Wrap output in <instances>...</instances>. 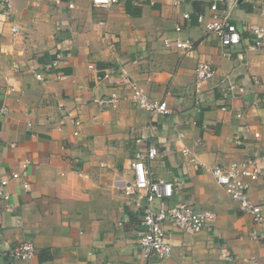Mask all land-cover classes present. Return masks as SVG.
<instances>
[{
    "label": "crops",
    "instance_id": "obj_1",
    "mask_svg": "<svg viewBox=\"0 0 264 264\" xmlns=\"http://www.w3.org/2000/svg\"><path fill=\"white\" fill-rule=\"evenodd\" d=\"M211 2L118 0L97 8L91 0L0 1V104L7 107L0 115V178L30 161L24 177L29 188L13 179L5 188L13 210L0 199V264H264V224L253 223L210 171L255 156L261 173L248 195L264 204V46H244L252 38L247 26L264 25V0L219 5L246 29L234 47L222 46L197 23L196 13L210 18ZM176 38L189 39L192 48L183 53L164 45ZM58 49L63 58L49 70ZM200 61L212 63L215 73L197 94ZM122 71L150 99L165 101L169 113L150 114L131 104L127 88L114 85ZM229 85L232 95L225 98L221 89L228 92ZM112 92L121 96L115 108L93 101ZM74 119L81 121L77 136ZM148 122L154 130L135 143L131 128ZM146 145L157 149L147 164L152 175L174 183L166 205L190 203L215 214L197 232L166 222L171 252L164 259L141 254V212L123 194L132 177L130 160ZM27 240L34 257L13 258L10 250Z\"/></svg>",
    "mask_w": 264,
    "mask_h": 264
},
{
    "label": "built area",
    "instance_id": "obj_2",
    "mask_svg": "<svg viewBox=\"0 0 264 264\" xmlns=\"http://www.w3.org/2000/svg\"><path fill=\"white\" fill-rule=\"evenodd\" d=\"M7 4L8 0H0ZM228 0H212L209 9L211 15L209 19L201 13H196V21L202 25L207 33H212L218 36L220 44L226 47L239 46L242 43V33L246 30L244 27L238 26L231 19V11L228 7L219 8V5L225 4ZM234 2H242L248 0H233ZM252 1V0H250ZM59 2V0H57ZM118 2V0H91L94 7L107 8L110 5ZM69 7H73V3H68ZM260 14L264 17V6L259 8ZM190 13L184 12L182 17L184 19L190 18ZM176 30H180V26H175ZM247 29L251 32L252 38L245 39V49L256 50L264 46V25L250 24ZM19 31L18 26L12 27V32L15 34ZM164 45L169 46L174 44L175 47L187 52L192 48V42L189 39L174 40L165 39ZM63 58V54L60 49L55 51L54 56L48 65L47 69L52 70L58 67L60 60ZM88 67L91 70H96L93 64H89ZM14 68H17L14 65ZM215 73V67L212 63L206 61H200L196 64L194 74V88L195 92L199 94L201 92L203 84L210 79ZM36 78L42 79L40 73L35 74ZM103 76L107 77L105 73ZM68 76L60 75L59 79L66 78ZM98 79L101 75L97 76ZM114 85L118 88H127L128 100L131 104L140 107L150 114H166L169 113V109L165 101L152 100L148 95L143 92L142 89L136 84V82L127 75L124 71L120 74L114 75ZM234 86L229 85L228 89H232ZM222 95L226 98L228 92L225 88L221 89ZM121 96L116 92H112L109 95L98 96L93 101L102 109L115 108L120 102ZM199 101V99H198ZM226 104L222 106L225 110ZM7 107L0 104V115H5ZM237 118L242 116V111L235 113ZM74 131L73 134L77 136L79 134V127L81 121L79 119L73 120ZM31 123L27 122V126L30 127ZM246 127H248L246 125ZM154 130V125L150 122L143 125L140 128H131L130 135L134 139L135 143L141 144L146 135ZM254 137L259 136V132H253ZM233 142L236 145L241 144V139L236 135L233 137ZM10 146H14L11 143ZM187 152V150H183ZM157 156V149L153 145H146L145 148H138L135 150L133 157L130 160V170L132 177L125 181L123 185V194L130 198L135 206V209L141 212V220L144 224V229L139 232V243L141 247V254L146 258H158L164 259L169 257L171 252V246L166 241V230L164 224L166 222L173 223L180 229L189 232H197L206 226L210 225V222L214 220L215 214L207 209L199 208L190 203L178 202L173 205H166L165 199L170 198L174 192V183L170 180L161 178H155L152 175V171L148 168L147 164L150 163ZM29 159L26 158L20 164V169L12 171L9 177L0 178V199L3 200L4 205L8 211L13 210V206L9 202V194L6 191V186L10 179L18 180L23 188H29V183L24 177H26L27 167L29 166ZM215 182L228 194L238 202L239 209L247 213L252 222L255 224H264V209L263 203L253 202L248 191L251 183L258 179L261 173V169L258 160L255 156H246L240 161H234L227 167L215 165L210 169ZM79 176H82V171L76 172ZM177 181L183 182L181 178ZM145 201V205L142 206L141 201ZM35 247L32 241L27 240L19 243L10 250V255L13 258L19 259H31L35 254ZM228 262H233L231 256L225 258Z\"/></svg>",
    "mask_w": 264,
    "mask_h": 264
}]
</instances>
